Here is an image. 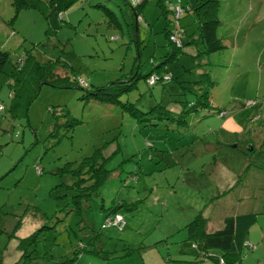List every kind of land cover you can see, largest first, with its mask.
I'll return each instance as SVG.
<instances>
[{
	"label": "rangeland",
	"instance_id": "1",
	"mask_svg": "<svg viewBox=\"0 0 264 264\" xmlns=\"http://www.w3.org/2000/svg\"><path fill=\"white\" fill-rule=\"evenodd\" d=\"M41 1L44 13L0 0V50L10 55L0 74V264H216L197 263L183 245L185 225L199 212L209 231L227 216L255 214L234 264H264V0L246 5L259 8V19L245 38L226 39L229 49L204 57L199 67L200 46L179 50L168 41L172 13H163L159 0H146L138 20L131 0H74L58 16L47 15L50 0ZM220 19L230 25L228 15ZM178 23L184 43L195 37L191 13ZM23 55L29 60L12 114L10 75ZM57 60L81 86L37 83L35 63ZM156 66L172 79L149 86L144 76ZM133 72L136 88L119 100L134 104L138 118L84 98ZM202 73L213 82L209 106L183 113L180 102H194L203 91ZM96 149L109 158L108 179L79 214L67 212L73 178L60 170L78 167ZM124 204L128 209L116 211L124 230L102 229L112 208ZM33 233L37 242L26 251L34 259L20 261V241Z\"/></svg>",
	"mask_w": 264,
	"mask_h": 264
},
{
	"label": "trees",
	"instance_id": "2",
	"mask_svg": "<svg viewBox=\"0 0 264 264\" xmlns=\"http://www.w3.org/2000/svg\"><path fill=\"white\" fill-rule=\"evenodd\" d=\"M18 5H23L27 7H34L38 9L40 12H45L44 8L45 4L41 0H18ZM74 0H50L48 2L51 7L50 12L47 15L58 16L64 7L73 3ZM146 0H139L138 2L135 0H131V4L133 5L132 10L135 16V19L138 20L140 15V11L145 4ZM166 3L167 0H159L158 4L161 3V8H163V13H166L170 10V4H178L179 2L175 0V2L169 1L168 6L162 4ZM228 0H180V3L184 9L183 13L180 17L185 13H191L194 19L198 23L197 33L195 37L189 42L184 43L185 41V32L182 26H179L182 29V45L181 47H177L173 43L170 42L169 37L170 33L173 29L172 22L174 19L171 17L170 24H167L164 31L166 37L171 45H173L177 49H182L185 45H195L201 46L202 51L198 52L194 56V60L197 62L196 67L201 66L200 62L206 56H211L214 54H218L224 52L228 49V46L224 44L223 40L219 37L218 29L222 24L220 19V13H223L225 16L228 15L230 20L231 13L229 8H233V5L229 3ZM45 10V11H44ZM59 13V14H58ZM178 19V22H179ZM24 57L19 58L15 63V70L11 72L10 79L11 83L9 84L11 92V98L13 100V104L11 107L12 114L15 113V101L20 96L21 89L20 86L22 82L25 80V73L27 69V63L29 58L23 55ZM170 60L173 61L176 59V53L170 55ZM10 61V55L8 52L0 50V74L2 73L5 65ZM168 62L161 63L162 65H166ZM205 62V60L203 61ZM206 64V63H204ZM60 63L59 60L55 62H50L44 65H40L35 63L33 68V72L35 73L37 83L42 82L43 84H49L58 88H71L73 86H81L78 83L77 78L70 76L67 72L68 68ZM61 68L65 71V75L61 76L58 72V69ZM160 66H156L153 68L151 72L146 74L144 78L147 80L151 75L156 74L158 79L154 84L149 86H154L158 82H166L171 80V76L165 73L167 69H163L164 73H160ZM67 71V72H66ZM164 76H168L169 79H164ZM72 77V78H71ZM139 74L133 72L129 75L126 80L123 82H114L109 84L107 87L95 88L94 90H90L84 96V98L91 97L97 102L104 103L109 102L110 104H116L122 107L124 110H128L130 115L134 118H138L139 111L134 108V104L132 103H120V98L129 93L130 91L136 88V81L139 79ZM199 85L203 86L202 93H199L194 102H180L183 105L184 111L183 113L189 111H195L196 108L203 106L208 108L209 106V93L210 87L213 85V82L210 80L209 73H202L200 77V81L197 82ZM83 99V98H82ZM159 107L151 109L147 113L144 114H152L156 113V109ZM164 113H168L165 111V108H162ZM149 120V119H148ZM109 158H104L102 155L101 149H96L91 157H87L82 159L78 167H69L71 163H67L63 169H61V173L67 172L72 178L73 182L69 188L74 192L72 196V205L71 208L67 211H73L76 213L81 212L82 202L88 198H91L93 195L98 193V190L102 187L103 183L106 179H108L110 171L105 168V164ZM133 205V204H131ZM130 205V206H131ZM126 207L128 209V204L124 205H116L112 208L111 215L109 214L105 219L102 229L104 227H116L120 230L113 221L116 216L122 217L117 211L118 208ZM124 221V227L121 230H124L126 227V222ZM256 222V215L252 213H246L241 215L227 216L223 219V225L221 228L209 231L207 228L208 221L204 218L202 212H199L192 221H190L187 225H185V229L187 232L186 243L183 245L189 249H193L196 254H194L197 263H201L204 259H210L214 261L216 264H234L241 261L243 256L244 248L246 246V238L251 229V227ZM43 232L44 230H39V232ZM38 233H33L29 237L20 241L18 249L23 252L20 257V261L23 259H34L27 253L28 245L35 244L37 242ZM216 251L219 252V255H210V252ZM35 253V252H34ZM182 253H184L182 251ZM52 259H55L52 256H49ZM77 258L75 257L74 260ZM19 263V262H18ZM73 260L57 262L55 264H72ZM26 264V263H23Z\"/></svg>",
	"mask_w": 264,
	"mask_h": 264
},
{
	"label": "crops",
	"instance_id": "3",
	"mask_svg": "<svg viewBox=\"0 0 264 264\" xmlns=\"http://www.w3.org/2000/svg\"><path fill=\"white\" fill-rule=\"evenodd\" d=\"M228 1H230L229 3L233 5V8H229V11L231 13L230 15L231 19L229 22L230 25H225L223 27V23H222L218 29L219 37L223 40L226 46L228 45L225 40L228 38H234L236 43H238L239 41H242L245 38L247 30H250V28L255 24V20L258 21L259 19V12H258L259 8L255 9L253 12H250L247 9L246 5L250 3V0H228ZM246 20L247 22L248 21H252V22L245 23ZM242 24H244L243 28H241ZM245 29L246 31H244ZM228 49H229V46H228ZM212 230L213 229H211L210 231ZM182 251L186 252V249H182L181 252ZM190 253L193 255L196 254L192 248L190 249Z\"/></svg>",
	"mask_w": 264,
	"mask_h": 264
},
{
	"label": "built area",
	"instance_id": "4",
	"mask_svg": "<svg viewBox=\"0 0 264 264\" xmlns=\"http://www.w3.org/2000/svg\"><path fill=\"white\" fill-rule=\"evenodd\" d=\"M136 1L138 2L139 0H136ZM177 1L179 2L178 4H170V7H169L172 13V19H174V21L172 22L173 29H172V32L170 33L169 40L171 43H173L177 47H181L183 32H182L181 27L179 26L178 19H179V16L183 13L184 9L180 3V0H176V2ZM157 79H158V76L156 74L151 75L148 79V83L152 85L155 83ZM164 79H169V77L164 76ZM2 110L3 108L0 106V111ZM113 224H115L120 230L124 227V221L122 217L120 216L115 217Z\"/></svg>",
	"mask_w": 264,
	"mask_h": 264
}]
</instances>
